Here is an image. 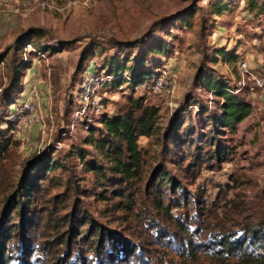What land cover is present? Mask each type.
<instances>
[{
	"label": "rangeland",
	"instance_id": "obj_1",
	"mask_svg": "<svg viewBox=\"0 0 264 264\" xmlns=\"http://www.w3.org/2000/svg\"><path fill=\"white\" fill-rule=\"evenodd\" d=\"M213 1L225 6L217 16L209 12L208 3ZM249 1L31 0L23 5L17 0H0V55L5 56L0 63V138L6 141L0 153V218L5 208V194L11 191V186L15 188L18 179L27 172V163L37 158L55 164L54 170L42 181L41 191H46L44 195L38 194V206H42L41 200L46 196L44 206L51 208L54 197L63 196L71 187L74 200L82 204L95 222L125 238H129L127 235L136 241L147 238L139 224L140 218L134 217L136 207L127 217H121L108 201L84 197V194L98 193L99 189L92 174L83 170L82 160L74 154L78 151L85 155V160L103 163L94 149L84 144L88 129L99 130L98 119L102 114H114L122 108L126 97L139 96L159 112L152 135L137 140L142 164L140 180L135 183V206H143L146 210L152 207L147 196L149 179L153 173L165 171L174 180L186 183L184 189L190 193H203L201 200L205 204L214 201L210 207L212 228L222 220H240L229 209L223 212L218 209L225 203L223 197L227 202H235L245 214L252 213L257 205L263 212V95H238L250 104V112L233 131H224L217 138V142L230 152L228 161L218 167L199 168L188 181L182 179V172L172 165L176 159L184 160L183 168L195 146L211 138L213 133L209 122L204 120L216 107V99L196 88L198 69L204 64L206 68L202 71L205 73L232 82L236 78V62L241 51L249 50L254 40L264 36V13L250 11ZM188 10H194L189 25L182 20L168 25L165 20ZM29 28L39 29L43 34L41 39L34 40V45L49 46L52 51L45 52L34 45L21 50L14 44L15 38ZM152 38L162 39L169 47L168 57L158 61L149 57L148 60L157 72L168 69L175 76L173 97L144 95L139 88L133 91L127 86L106 92L101 88L98 115L92 109L81 114L78 86L83 75L95 67L101 68L105 58L117 53L119 43ZM217 49L233 53L237 59H216V63H212L213 52ZM88 50L93 53L81 64L80 58L87 56ZM140 50L143 47L122 52V56L129 58L126 66L131 65ZM26 60H29L28 68L19 72ZM25 102L31 103L30 113L22 111ZM192 104H200L208 110L199 115L197 106ZM175 117L184 122L176 135L168 133L171 119ZM192 128L194 133L188 137ZM180 142L187 143L181 147ZM202 149L201 155L211 147L203 146ZM185 153L186 157H182ZM172 212L180 213L176 209ZM229 224L227 222L226 226ZM146 252H150L146 264H190L171 254L157 260L160 251L155 246L149 245ZM193 264L218 263L214 258L199 255Z\"/></svg>",
	"mask_w": 264,
	"mask_h": 264
},
{
	"label": "trees",
	"instance_id": "obj_2",
	"mask_svg": "<svg viewBox=\"0 0 264 264\" xmlns=\"http://www.w3.org/2000/svg\"><path fill=\"white\" fill-rule=\"evenodd\" d=\"M248 4L250 11L264 13V0H250ZM208 6L209 12L216 16L225 10L224 4L219 1L209 2ZM193 13L194 10H188L165 20L168 25L176 20L186 21L189 25ZM42 36L41 30L29 28L15 38L14 44L23 50L27 45H34V40ZM34 47L45 52L52 51L49 46ZM137 47H143V50L136 53L130 66H126L129 58L122 56V52ZM118 48L117 53L104 59L101 68L95 67L97 72H103L110 78L102 84V92L122 89L123 86L133 91L140 89L157 73L149 64V57H155L158 61L170 54L168 45L160 38L123 42L118 44ZM87 52V56L80 58L81 64L93 53L92 50ZM212 57V63H216V59H237L235 54L223 49L215 50ZM4 58L0 55V63ZM27 65L29 60L19 68V72L27 69ZM205 68L203 64L198 69L195 81L197 89L208 92L216 99V107L208 112L204 120L209 122L213 133L211 138L201 140L200 145L195 146L183 168L184 160L175 158L172 165L177 166L182 172V179L186 181L199 168L218 167L228 161L230 152L217 142V138L224 131H233L250 112L248 102L230 93L228 81L205 73L202 71ZM192 105L197 106L199 115L208 110L200 104ZM158 112V108L145 103L143 96L126 97L122 108L114 114H102L99 117V130L89 128L84 140V144L91 146L103 163L94 159L85 160L84 154L74 152L82 160L83 170L92 174L99 189L98 193L84 194V197L108 201L121 217H127L136 207L133 210L136 211L134 217L140 218L139 224L147 238L143 237L140 241L133 240L129 235V238H125L95 222L82 204L74 200L71 187L63 196L54 197L51 208L44 206L46 196L41 200L42 206H38V194L44 195L46 191H41L42 181L54 170L55 164L33 158L27 163V172L4 197L5 208L0 218V264H146L147 255L150 254L146 252L149 245L160 251L157 260L171 254L193 264L197 256L203 255L214 258L218 264H264V211L259 209V205L252 213L245 214L235 202H227L222 196L225 203L218 209L222 212L229 209L240 220H222L221 224L212 228L210 207L214 201L205 204L201 200L203 193H190L184 189L186 183L174 180L165 171H157L149 179L147 189L152 207L146 210L143 206H135V183L140 180L142 164L137 140L152 135L156 129ZM183 123L177 117L171 119L168 133L176 135ZM193 133L194 128L187 136ZM186 143L180 142V146ZM5 144L6 141L0 138V153ZM209 145L213 149L201 155L203 146ZM173 209L180 213H173ZM227 222L229 226H226Z\"/></svg>",
	"mask_w": 264,
	"mask_h": 264
},
{
	"label": "built area",
	"instance_id": "obj_3",
	"mask_svg": "<svg viewBox=\"0 0 264 264\" xmlns=\"http://www.w3.org/2000/svg\"><path fill=\"white\" fill-rule=\"evenodd\" d=\"M17 1L23 5H28L31 2V0ZM109 79L103 72H97L94 68L83 75L78 86V110L81 114H84L85 110L92 109L98 115L100 108L99 90L102 88V84ZM228 85L231 87L230 93L234 95L248 93L264 96V56H259L252 66L244 60H238L236 62V78L232 82H228ZM175 88V76L168 69H163L158 71L140 90L148 95L171 99ZM31 110L30 102H25L22 105V111L30 113Z\"/></svg>",
	"mask_w": 264,
	"mask_h": 264
},
{
	"label": "crops",
	"instance_id": "obj_4",
	"mask_svg": "<svg viewBox=\"0 0 264 264\" xmlns=\"http://www.w3.org/2000/svg\"><path fill=\"white\" fill-rule=\"evenodd\" d=\"M262 34L263 33H261V35ZM259 44L260 48L258 47ZM259 56H264V36H261L259 40H254L249 50L241 51L238 60H244L248 63V65L252 66L255 64Z\"/></svg>",
	"mask_w": 264,
	"mask_h": 264
}]
</instances>
